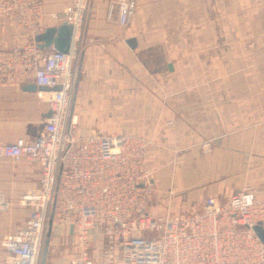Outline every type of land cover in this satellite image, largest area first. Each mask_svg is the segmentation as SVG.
I'll return each mask as SVG.
<instances>
[{"label": "crops", "instance_id": "obj_1", "mask_svg": "<svg viewBox=\"0 0 264 264\" xmlns=\"http://www.w3.org/2000/svg\"><path fill=\"white\" fill-rule=\"evenodd\" d=\"M71 2L44 0L43 29L62 22L53 14L62 16ZM108 3L91 0L78 42L77 131L154 140L151 210L201 209L207 196L224 201L248 187L264 202V0H138L126 26L107 18ZM16 32L0 13V44L21 45ZM28 82H0V141L34 139L43 129L50 106L23 87ZM40 176L36 161L0 157V192L11 202L0 210L5 257L3 237L28 217L21 194Z\"/></svg>", "mask_w": 264, "mask_h": 264}, {"label": "built area", "instance_id": "obj_2", "mask_svg": "<svg viewBox=\"0 0 264 264\" xmlns=\"http://www.w3.org/2000/svg\"><path fill=\"white\" fill-rule=\"evenodd\" d=\"M43 1L0 0V13L13 22L16 39L23 41L13 47L0 44V82L60 86L37 90L52 113L34 139L0 141V157L30 159L41 170L39 184L20 197L26 223L2 240L13 263H41L52 219L53 226L72 235L62 264H264V240L254 229L264 222V202L255 188L224 201L207 196L201 209L155 215L148 165L154 140L136 133L77 131L71 102L79 73L78 42L91 0H72L62 16L53 14L74 25L68 52L40 48L35 40L43 30ZM137 5L138 0H109L107 18L126 26ZM202 148L211 150V142H203ZM10 207L0 192V210Z\"/></svg>", "mask_w": 264, "mask_h": 264}, {"label": "water", "instance_id": "obj_3", "mask_svg": "<svg viewBox=\"0 0 264 264\" xmlns=\"http://www.w3.org/2000/svg\"><path fill=\"white\" fill-rule=\"evenodd\" d=\"M35 40L38 43V46L43 49H57L60 51L68 52L74 41V25L64 20L59 24L51 25L45 27L43 30L38 32L35 35ZM127 42L130 44L131 47L136 46V38L130 37L127 39ZM172 66V64H170ZM81 64L79 62V70ZM25 89L28 90H51L54 88H59L60 86L49 87L47 85H37L35 82H28L23 85ZM52 110L50 109L47 116L51 115ZM73 227H71L72 231ZM255 231L264 240V222L259 221L256 225H254ZM52 230H53V223L52 219L49 221V227L47 230L46 238L44 241V247L42 251L41 263L40 264H47L49 249L51 244V237H52Z\"/></svg>", "mask_w": 264, "mask_h": 264}, {"label": "rangeland", "instance_id": "obj_4", "mask_svg": "<svg viewBox=\"0 0 264 264\" xmlns=\"http://www.w3.org/2000/svg\"><path fill=\"white\" fill-rule=\"evenodd\" d=\"M79 58H80V56H79ZM78 62H79V59H78ZM155 203H157V202L155 201L154 204ZM151 211L155 215H161V214L166 213L165 210L162 211V209H159V208H152ZM70 236L71 235L68 234V231L66 228H64L60 225L53 226L47 264H54L53 262L56 258H61L62 256L68 257V255L70 254L71 248H72V245L70 244L72 238H70ZM68 242H70V243H68ZM7 253H8L7 250L1 246V248H0V260L1 261L0 262H3V260L5 258H8V261L13 260V258L10 254L8 255V257H5L7 255Z\"/></svg>", "mask_w": 264, "mask_h": 264}]
</instances>
